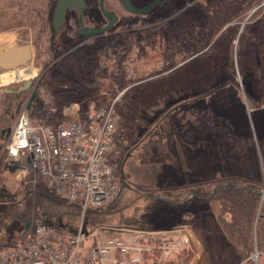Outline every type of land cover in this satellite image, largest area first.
<instances>
[{
	"label": "rangeland",
	"instance_id": "rangeland-1",
	"mask_svg": "<svg viewBox=\"0 0 264 264\" xmlns=\"http://www.w3.org/2000/svg\"><path fill=\"white\" fill-rule=\"evenodd\" d=\"M85 1L91 14L90 21L87 19L89 25L104 26L105 19L100 12L98 0ZM132 1L138 6H145L151 0ZM168 1L142 17L126 12L116 0H107L106 8L117 12L119 21L112 32L95 36L89 47L93 45L92 51H99L101 57L107 58L112 64L118 59L123 60L121 64L124 69L120 74L123 73L124 80L129 81L128 88L160 79L159 81L166 83L163 91L168 93L153 104V98L143 97L150 101L145 104L150 108L140 107L136 114L128 111L132 121L120 115L119 127L114 136L116 156L113 153L112 162L116 165L117 175L121 180L122 193L117 200L120 207H116L120 211L113 214L112 224L134 225L145 230H173L178 233L172 239L177 241L184 236L187 238L186 247L175 249L174 253H147L144 264H178L180 258L188 254L187 251L193 252L189 264H194L203 251L196 235L194 218L203 221L207 214H218L219 203L210 200L211 196L204 193L211 192L213 188L210 185L220 181L233 182L238 177L241 184L259 182L264 186V63L253 64L250 61L243 64L247 68L241 70L238 62L243 49H239L238 39L230 42L229 48V52L232 51L234 70L230 69L228 58L222 56L219 46L213 48L217 58L213 56V52L209 54L212 58L205 57L213 42L230 25L226 24L220 32L212 29L211 33L216 34L208 36L209 25L216 17L214 9L220 1H223L225 7L233 8V24L247 12L238 8L240 1L252 7L257 0ZM56 2L57 0H0V50L6 51L14 44L30 45L34 60L41 56L45 60L44 49L52 34L49 30L50 11ZM263 4L264 0L249 10L247 17L242 20L241 29L248 24L255 12L264 7ZM256 8L258 9L253 12ZM39 15L45 16L48 24L47 33L42 39L43 45L38 43L37 32L33 29V25H37L39 21ZM155 24L158 26L154 29H138ZM185 24L191 27L194 25L193 30L186 29ZM66 25L76 28L78 24L70 19ZM123 28L127 31L122 32ZM77 40L78 38L68 39L67 42L70 45ZM213 66L219 69L217 73L213 71ZM0 72H3L0 75V85L8 86L25 81L24 77L27 75H31L29 78L33 77L37 70L32 65H21L9 70L0 66ZM171 72L173 73L170 74ZM182 72H185V76L179 77ZM54 74V67L41 73L38 87L54 92ZM187 76L191 81L189 87L186 82L184 86ZM156 77L159 78L154 79ZM117 90L115 95L119 96V92L123 91ZM103 92L104 85L87 86L79 83L75 97L66 100L104 104ZM44 111L43 103L37 101L33 106L32 117L38 118ZM159 134L170 138L168 145L165 144V138L161 144ZM136 145L139 147L129 155ZM178 185L195 186L194 192L200 195L186 196L184 200L174 203L170 189ZM4 188L10 193H27L18 188L8 173L0 174V193ZM5 197L4 192V196L0 197V210L17 201ZM263 198L264 195L259 207L262 206ZM114 208L110 207V211ZM24 217V214L20 215L0 232V248L18 246L23 242V230L27 223ZM133 218L137 221L132 222ZM184 219L194 220L188 223ZM56 220L54 217L39 216L28 222L36 224ZM77 221L64 222L74 228ZM89 245L90 241L87 242V246ZM259 264H264L263 257Z\"/></svg>",
	"mask_w": 264,
	"mask_h": 264
},
{
	"label": "built area",
	"instance_id": "built-area-1",
	"mask_svg": "<svg viewBox=\"0 0 264 264\" xmlns=\"http://www.w3.org/2000/svg\"><path fill=\"white\" fill-rule=\"evenodd\" d=\"M124 92L109 105L58 106L48 89L38 87L45 111L34 118L33 107L23 110L7 141L9 155L19 163L15 181L22 192L43 183L60 199L77 204L81 216L74 228L64 221L60 227L59 220L31 223L27 231L25 225L20 245L0 248V264H144L147 253L186 247L185 236L171 238L178 233L173 230L93 226L87 220L91 210L108 207L122 193L112 155L120 123L115 104ZM262 257L264 251L255 248L250 259L259 264Z\"/></svg>",
	"mask_w": 264,
	"mask_h": 264
},
{
	"label": "trees",
	"instance_id": "trees-1",
	"mask_svg": "<svg viewBox=\"0 0 264 264\" xmlns=\"http://www.w3.org/2000/svg\"><path fill=\"white\" fill-rule=\"evenodd\" d=\"M262 1L257 0L252 7L251 5L248 7L243 1H240L238 8L242 12H247L244 14V17L233 24H231V20L234 19L233 8L225 7L223 1H220L214 9L216 17L213 18V23L209 25L210 32L208 31V36L215 33H211L212 29H217L220 32L226 24L230 25L213 42L209 49L210 52L205 54V57H208V59L212 58V55L209 54L213 52V56L217 58L213 48L219 46V49L223 52L222 56L225 55L226 59L228 58L230 69L234 70L232 51L229 52V48L230 42L238 39L239 49L242 48L244 51H241L238 62L241 70H245L247 67L243 64H248L250 61L253 64L264 63V7L255 12L250 17L251 19L248 21V24L241 29L242 20L247 17L249 10L257 7ZM185 25L187 26L186 29L193 30L194 25L192 27L187 24ZM216 52L219 55V52ZM101 56L99 51H87L80 48L73 54L65 57L61 64L56 66L55 80H53L55 81V86L53 85L55 90L54 92H50L55 97L58 106L71 102L66 100V98L75 97V90H78L79 83H84L87 86L104 85L103 94H105V99L103 98V101L107 105L117 98L118 95H115V90L120 89L124 91L127 89L118 99L115 107L119 116L122 114V117L128 121H132L129 112L136 114L140 111V107H146L144 109L150 108L145 106L146 103L150 102L145 98H153L151 102L153 104L163 94H168L162 89L166 83L159 81L160 79L128 88L130 85L129 81H125L122 77L123 74H120L121 70L124 69L121 64L123 60L118 59L119 61L112 64L107 58ZM218 70L217 67L213 66L215 73ZM185 72L179 73V77H184ZM157 78L159 77L154 79ZM185 82L188 83L187 87L191 85L188 76L184 80V86ZM234 83L236 84V81ZM149 87L150 90H148ZM84 88L86 89L87 87ZM139 89L142 90L139 91ZM237 179L238 177L234 178L233 182L220 181L210 185V188H213L211 192H204L208 197L211 196L210 200L219 203L218 214L216 216L207 214L203 221L198 218H194L195 220L184 219V222L187 221L188 223H192V220H194L196 235L203 248L201 255L194 264H253L250 257L254 253L255 248L259 251H264V200L262 206L259 207L264 186L259 182H251L248 185H244ZM194 188L196 187L178 185L170 189L173 192L170 193V196L174 199V203H178V201H182L188 196L197 195L198 193L194 192ZM110 207L115 208L113 211H110ZM116 207H120L117 201L106 208L91 210L87 215V220L93 226L112 224L114 222L112 220L113 214L120 211ZM22 214L25 215V223H28L29 219L39 216L54 217L57 220L73 223L79 220L81 210L77 204L60 199L43 183H38L33 189L23 194L19 200L0 210V232L7 227L8 223L15 221ZM136 221V218L132 219V222ZM187 253V255L185 254L180 258L178 264H189L191 262V253L193 252L187 251Z\"/></svg>",
	"mask_w": 264,
	"mask_h": 264
},
{
	"label": "flooded vegetation",
	"instance_id": "flooded-vegetation-1",
	"mask_svg": "<svg viewBox=\"0 0 264 264\" xmlns=\"http://www.w3.org/2000/svg\"><path fill=\"white\" fill-rule=\"evenodd\" d=\"M106 1L107 0H105V2ZM116 1H118L120 7H122L127 12V10L120 3V1L119 0H116ZM84 2L86 4V7L84 9L83 15H81L80 12L78 11V9H76V8L68 9L66 11L64 20H63L62 24L60 25V29L58 30V32L55 30V27H54V9H55L57 2L55 3L53 10L51 9V11H50L51 29H49V30H51L52 34L50 36V42L48 43L49 47H48V44L46 43L47 46L44 49L46 51L45 60H42L43 56L36 57V59L34 60V57H33L34 52H33V49L31 48V46L30 45L24 46V47L28 48L30 51V54H31L30 60L27 63H23V64L18 65L17 67H19L21 65L24 67L32 65L37 70V72L39 71V73L35 72L32 75L33 77H35V80H34L32 87L29 90L21 91L19 93L6 94V93H3L2 88L4 86L0 85V92L2 95V97L0 98V174L1 173H8L10 176L13 177V180H15L16 174L19 170V163L17 160L13 159L9 155V153L7 151V145H8L7 141L11 136L12 130H13L15 124L17 123L19 115L23 112V110L27 109L28 104L30 103V100H31L32 95L34 93L36 94V98L33 101L31 108L33 107L35 102L38 101V83H39L40 74L41 73L43 74L45 71L51 69L52 67L56 68L57 65L61 64V62L63 61V59L65 57H67L70 54H73L74 52H76L80 48L86 49L87 51L94 50L93 45H92V47H89L91 45L90 42L92 41V39L95 36H98V35L80 34V31L83 28L85 29V28L94 27V26H90L88 21H87V19L90 21V15L91 14H89V12H88L89 8H88V5H87L85 0H84ZM131 2L134 6H136V7L138 6L132 0H131ZM168 2L169 1L167 0L166 3H162L160 5L167 4ZM98 3H99V0H98ZM149 3H147V5ZM160 5H158V6H160ZM104 7H105L106 11L114 12L118 16V21H119L120 17L117 14V12H115L114 10L107 9L105 3H104ZM138 7H144V6H138ZM99 9H100V6H99ZM155 9H156V7L154 8V10ZM154 10H152L151 12H153ZM100 12L103 15L101 10H100ZM151 12L146 14V16L149 15ZM71 15H73L74 17H72ZM38 17H39V21L37 22V25H33V29H35L37 32V38L39 40L38 43L43 45L42 39H43V36L45 35V33H47L48 24H47V19H45V16L39 15ZM103 18L105 19V24L102 27H105L108 24V20L104 15H103ZM70 19L75 20V23L78 24L76 28L74 26H71V25H69V27L66 25V24H68V20L70 21ZM118 21L116 22V24L118 23ZM69 24H71V23H69ZM116 24L107 33L112 32V30L115 28ZM157 26L158 25L155 24L153 26L138 27V29L141 31H146V30L151 29V28L154 29V27H157ZM102 27H96V28H102ZM122 30H123L122 32L127 31L126 28H123ZM107 33H105V34H107ZM105 34H99V35H105ZM90 37H92V38L90 39ZM44 38H45V36H44ZM76 38H78V40L74 41L75 43L70 44V45L68 44V42H67L68 39L72 40V39H76ZM80 38H82V39H80ZM12 69H16V67L12 68ZM2 74H3V72H0V75H2ZM30 76L31 75H27L24 77V79H28ZM128 79L131 80L130 77ZM21 82L9 84V86H16L17 84H20ZM159 138L161 140V144H163V142H162L163 138L166 139L165 144H167V145L169 144L170 138L168 136L165 135V137H163L160 135ZM138 147L139 146L136 145L133 149H131L129 155L132 154V152H134ZM115 153H116V151L114 150V155L116 156ZM4 192L6 193L5 198H7L9 200L10 199L11 200H19L22 196V194L20 192L10 193L7 188H4V189H2V191L0 193V197L4 196Z\"/></svg>",
	"mask_w": 264,
	"mask_h": 264
},
{
	"label": "water",
	"instance_id": "water-1",
	"mask_svg": "<svg viewBox=\"0 0 264 264\" xmlns=\"http://www.w3.org/2000/svg\"><path fill=\"white\" fill-rule=\"evenodd\" d=\"M120 3L125 7L128 12H131L136 15H146L155 7L162 3H166L167 0H152L148 5L144 7H136L132 4L131 0H119ZM105 0H99L100 10L102 11L103 15L107 18L108 24L102 28H83L80 31V34L83 35H99L105 34L116 24L118 21V16L114 12L106 11L104 7ZM264 5V4H263ZM261 5V6H263ZM260 6V7H261ZM86 4L84 0H58L54 9V27L55 30L58 32L60 29V25L62 24L66 11L70 8H76L83 15L84 9ZM258 7V8H260ZM258 8H256L253 12H255ZM252 15V14H251ZM30 51L28 48L24 46H17L16 44L9 47L6 51L0 50V66L4 68V70H9L11 68H15L20 64L27 63L30 60ZM35 77H31L26 79L25 81L17 84L16 86H4L3 93L12 94V93H19L21 91L29 90L33 83ZM36 98V94L32 95L30 103L28 104L27 111H30L33 101ZM14 170V169H13ZM60 227L64 228L62 224V220H59ZM31 222L26 224L25 230L27 231L30 228Z\"/></svg>",
	"mask_w": 264,
	"mask_h": 264
},
{
	"label": "bare ground",
	"instance_id": "bare-ground-1",
	"mask_svg": "<svg viewBox=\"0 0 264 264\" xmlns=\"http://www.w3.org/2000/svg\"><path fill=\"white\" fill-rule=\"evenodd\" d=\"M157 7H158V6H157ZM157 7H156V8H157ZM129 13H131V12H129ZM131 14H133V13H131ZM134 15H136V14H134ZM137 16H145V15H137Z\"/></svg>",
	"mask_w": 264,
	"mask_h": 264
}]
</instances>
